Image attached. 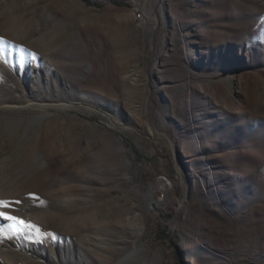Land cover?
<instances>
[{"label": "rangeland", "instance_id": "rangeland-1", "mask_svg": "<svg viewBox=\"0 0 264 264\" xmlns=\"http://www.w3.org/2000/svg\"><path fill=\"white\" fill-rule=\"evenodd\" d=\"M0 38V264H264V0H0Z\"/></svg>", "mask_w": 264, "mask_h": 264}, {"label": "snow or ice", "instance_id": "snow-or-ice-1", "mask_svg": "<svg viewBox=\"0 0 264 264\" xmlns=\"http://www.w3.org/2000/svg\"><path fill=\"white\" fill-rule=\"evenodd\" d=\"M0 40H2V38H0ZM35 58V57H33ZM31 197L35 198V195L34 194H30ZM11 204L10 201H3V200H0V206H3V207H8L9 205ZM0 217H3L7 220H17V217L15 216H10V215H7L5 212L3 211H0ZM20 224H24L25 222L23 220H20L18 221ZM27 228H30V229H34L35 230V233L37 234V236H50L52 239H55V234H48V233H41L40 230L35 226V225H26ZM19 231V230H18Z\"/></svg>", "mask_w": 264, "mask_h": 264}, {"label": "bare ground", "instance_id": "bare-ground-1", "mask_svg": "<svg viewBox=\"0 0 264 264\" xmlns=\"http://www.w3.org/2000/svg\"><path fill=\"white\" fill-rule=\"evenodd\" d=\"M15 107V106H14ZM16 107H18V106H16ZM13 108V107H12Z\"/></svg>", "mask_w": 264, "mask_h": 264}]
</instances>
